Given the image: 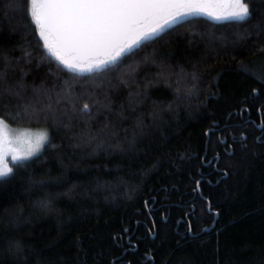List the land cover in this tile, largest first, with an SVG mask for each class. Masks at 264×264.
Masks as SVG:
<instances>
[{
    "label": "trees",
    "instance_id": "1",
    "mask_svg": "<svg viewBox=\"0 0 264 264\" xmlns=\"http://www.w3.org/2000/svg\"><path fill=\"white\" fill-rule=\"evenodd\" d=\"M251 6L247 22L191 17L97 74L68 72L25 25L22 0H0L10 84L60 98L94 77L108 105L70 129L55 114L0 112L49 131L0 178V264H264V83L239 70L264 77V0ZM28 41L32 63L14 62Z\"/></svg>",
    "mask_w": 264,
    "mask_h": 264
},
{
    "label": "snow or ice",
    "instance_id": "2",
    "mask_svg": "<svg viewBox=\"0 0 264 264\" xmlns=\"http://www.w3.org/2000/svg\"><path fill=\"white\" fill-rule=\"evenodd\" d=\"M22 3L25 25L30 27L33 33H39L38 39L44 41L43 48L48 50L51 57L59 61L68 72L87 71L97 74L113 71V66L123 62L129 53L135 54L134 49L140 48L148 41L155 43L163 40L165 35H171V31L176 30L173 26L180 25L191 17L207 15L215 21L247 22L252 19L255 11L251 6V0H22ZM216 3H227L230 6L228 14L213 15L204 11V6ZM160 16L164 17L163 23L157 22V26L152 27L150 31H143L138 38H133L131 43H127L126 37L134 31L137 24ZM254 34L257 37L264 36V23L258 21L254 25ZM31 46V41L18 45L22 56L18 60L14 58V62L32 63V53L26 51ZM37 47H40L38 42ZM65 54H71L73 62L63 58ZM6 62L7 58L0 55V68L4 67ZM81 63H87L89 66L82 68ZM239 70L250 78L264 83V77L243 67ZM59 71L57 68V72ZM49 74H52L51 69ZM89 79L92 81L89 84L68 85L62 89L63 95L60 98H53L52 90L46 88L29 96L22 84H10L7 73L0 71V112H9L10 118L14 120L25 115L55 114L65 122L64 127L69 129L78 120L88 123L103 114L99 111L101 107L108 108L107 104H102L97 99V90L103 85L96 83L94 77ZM57 87L59 84L53 85V88ZM140 95L139 93L129 95L130 110H135ZM105 99L110 98L105 96ZM61 103H65V107L54 110V105ZM121 107L125 105L122 104ZM137 124L140 126L142 121L138 120ZM13 131L0 116V177L11 174L13 167H24L21 161L39 154L49 142L47 130L36 133L34 144L28 141L29 146L22 155L13 154L11 157L13 167H8L5 136L11 135ZM16 150H20L19 143ZM41 207L47 209V202H41Z\"/></svg>",
    "mask_w": 264,
    "mask_h": 264
},
{
    "label": "rangeland",
    "instance_id": "3",
    "mask_svg": "<svg viewBox=\"0 0 264 264\" xmlns=\"http://www.w3.org/2000/svg\"><path fill=\"white\" fill-rule=\"evenodd\" d=\"M186 9H183L182 11H185ZM229 12V11H228ZM228 12L223 13L221 15H227ZM160 21H164V17L161 18L160 20H157L156 18L152 19L150 22V25L147 26V28L145 30H151L152 27L157 26V22L160 23ZM141 34V33H138ZM138 34L136 36H138ZM64 58V57H63ZM65 59L68 62H73V56L72 57H65ZM89 65L87 63H81L80 67L82 68H87ZM87 72V71H84ZM6 122V121H5ZM6 125L8 126V128L14 130L13 133L11 135L6 134L5 136V153L7 156V159L9 161L8 163V167H13L12 163H11V157L13 154L15 155H22L23 151L27 149L28 145V141H31L33 144L35 142V134L43 131V130H47L48 135H49V131L46 127H31V126H21V125H13V124H9L6 122ZM21 133H24L23 135H21ZM9 141H11V144H9ZM19 143L20 145V150H16V145ZM11 149V151H10ZM31 158V157H30ZM3 178V177H0Z\"/></svg>",
    "mask_w": 264,
    "mask_h": 264
},
{
    "label": "flooded vegetation",
    "instance_id": "4",
    "mask_svg": "<svg viewBox=\"0 0 264 264\" xmlns=\"http://www.w3.org/2000/svg\"><path fill=\"white\" fill-rule=\"evenodd\" d=\"M182 10L183 9H181V11ZM204 11L211 12L213 15H221L223 13L230 11V6L228 5V7L225 8L224 3L209 4V5L204 6ZM205 16H207V15H205ZM154 18H156L157 20H160L161 18H163V16L154 17ZM154 18H150L147 20L148 26L150 25L151 20ZM168 18L170 19L171 17L169 16ZM162 22H164V21H160V23H162ZM138 26L139 25H136L134 31L129 35V40L127 43H131L133 38H137L139 36L138 33L142 34L143 31H149V30H145L147 27L144 29H139ZM137 34H138V36H136ZM66 57L69 58V57H72V55L66 56Z\"/></svg>",
    "mask_w": 264,
    "mask_h": 264
},
{
    "label": "water",
    "instance_id": "5",
    "mask_svg": "<svg viewBox=\"0 0 264 264\" xmlns=\"http://www.w3.org/2000/svg\"><path fill=\"white\" fill-rule=\"evenodd\" d=\"M224 4H225V8H227V7H228V4H227V3H224ZM147 20H148V19H147ZM147 20H144L143 23H141V24H137V25H139L138 28H139V29H144V28H146V27L148 26ZM126 39H127V42H128V40H129V36L126 37ZM113 54H114V53H113ZM70 55H71V54H65L64 56H70Z\"/></svg>",
    "mask_w": 264,
    "mask_h": 264
}]
</instances>
